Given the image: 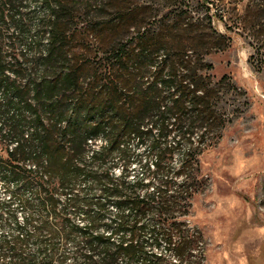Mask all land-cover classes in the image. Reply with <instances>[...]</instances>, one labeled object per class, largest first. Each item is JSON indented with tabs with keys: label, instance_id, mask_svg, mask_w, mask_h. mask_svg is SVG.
Returning <instances> with one entry per match:
<instances>
[{
	"label": "trees",
	"instance_id": "1",
	"mask_svg": "<svg viewBox=\"0 0 264 264\" xmlns=\"http://www.w3.org/2000/svg\"><path fill=\"white\" fill-rule=\"evenodd\" d=\"M12 1L0 3V162L30 189L23 202L40 219L34 234L31 218L20 223L21 239L0 234V263L65 264L59 243L74 240L73 264H205L201 232L176 213L197 191L198 156L231 122L221 105L237 88L208 58L232 43L214 24L213 0L163 11ZM254 15L249 62L264 71V9ZM142 149L153 159H138ZM32 235L37 248L26 251Z\"/></svg>",
	"mask_w": 264,
	"mask_h": 264
},
{
	"label": "rangeland",
	"instance_id": "2",
	"mask_svg": "<svg viewBox=\"0 0 264 264\" xmlns=\"http://www.w3.org/2000/svg\"><path fill=\"white\" fill-rule=\"evenodd\" d=\"M7 1L0 0V3ZM21 2L29 3L31 9H42L36 0ZM206 2L117 0L125 9L159 11L175 9L179 5L206 9ZM98 3L75 0L72 9H116L101 7ZM9 4L15 7L18 2L13 0ZM209 7L216 13V28L230 35L232 43L227 50L211 54L208 58L214 64L215 76L227 75L237 88L230 90L221 105L231 122L220 142L198 156V171L195 172L197 191L189 208H181L176 215L189 227L201 232L205 243V264H264V71H256L249 62L258 41L253 36L254 11L264 9V0H213ZM4 9L13 8L6 5ZM261 24H264V19L257 25ZM102 142L101 137L96 138L91 148L98 149ZM145 157L153 159L142 149L138 159ZM122 164L115 167L116 174H120ZM94 166L96 168L97 165ZM132 168V173L142 172L139 161H132ZM8 169L0 162V234H14L21 239L26 236V231L20 228V223L27 217L31 218L26 230L34 234L40 215L35 207L23 202V199L31 197L30 189L22 187L16 180L5 178ZM85 183V180H80L78 187ZM108 207L110 219L117 215L116 204L109 203ZM75 219L81 224L86 223L82 217ZM37 245L36 237L32 235L23 248L34 251ZM77 246L74 240L59 243V253L67 257L65 264H73ZM161 251L170 261L174 260L173 253L164 247Z\"/></svg>",
	"mask_w": 264,
	"mask_h": 264
}]
</instances>
